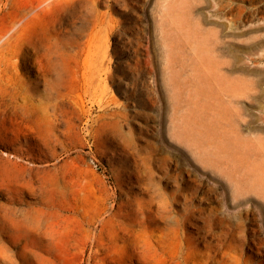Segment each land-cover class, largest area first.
Wrapping results in <instances>:
<instances>
[{"label": "rangeland", "instance_id": "1", "mask_svg": "<svg viewBox=\"0 0 264 264\" xmlns=\"http://www.w3.org/2000/svg\"><path fill=\"white\" fill-rule=\"evenodd\" d=\"M0 210V264H264V0H0Z\"/></svg>", "mask_w": 264, "mask_h": 264}, {"label": "bare ground", "instance_id": "2", "mask_svg": "<svg viewBox=\"0 0 264 264\" xmlns=\"http://www.w3.org/2000/svg\"><path fill=\"white\" fill-rule=\"evenodd\" d=\"M48 1V0H47ZM51 1V4H54V3H56V2H58V1H60V0H50ZM78 1H80V0H78ZM39 2V1H38ZM77 3H79V2H77ZM37 4V3H36ZM76 5H78V4H76ZM68 9V8H67ZM45 10V9H44ZM64 11V10H63ZM66 11V10H65ZM71 11H72V9H71ZM41 12V11H40ZM67 12V11H66ZM77 12V11H76ZM68 13H69V11H68ZM61 14V13H60ZM63 14V13H62ZM73 14H75V13H73ZM24 15H25V13L23 14V9H19V12H18V19H19V22H18V27H17V30H16V46H17V48H18V61H19V63L21 64V65H26V57H25V55H24V53H23V50H24V47H25V45H26V41L27 40H31L30 39V37H34V32H36L35 33V37H38V34H39V31H38V28H37V25H35L33 22H32V19L33 18H30V21L29 20H27V19H25L24 18ZM65 15H67L66 13H65ZM69 15V14H68ZM75 16H76V14H75ZM64 17H66V16H64ZM72 17V16H71ZM163 17V16H162ZM69 18V17H68ZM74 18V17H73ZM59 20V19H58ZM63 22L65 21V20H62ZM66 21H67V19H66ZM65 21V22H66ZM62 22V23H63ZM65 24V23H64ZM66 24H67V22H66ZM57 25H59V21H58V24ZM62 25V24H61ZM50 27V26H49ZM60 27V26H59ZM124 27V26H123ZM122 27V28H123ZM126 27V26H125ZM61 28V27H60ZM63 28V27H62ZM125 29V28H124ZM123 30V29H122ZM128 30V29H127ZM54 31H55V29H54ZM127 32V31H126ZM42 50L40 51V50H38V48L37 47H35L34 46V49L40 54V56H41V58L44 60V66L41 68V70H40V72L42 73V75L43 76H46V75H53V76H55L58 80H59V84H57L58 86L60 85V86H62V83L64 82V81H68V80H71V79H75V78H77V77H79L80 76V71H79V68L77 67H75V65H73L72 64V62L74 63V61L72 60V56L71 55H67V53H65V51H64V48H62V46H59V44L58 43H56V41H51L50 42V44L48 45V46H44L43 47V45H41V46H39ZM29 48H31V47H29ZM125 51V50H124ZM68 56V57H67ZM114 70V69H113ZM51 88V87H50ZM20 106H21V104H19ZM23 106V105H22ZM19 109V108H18ZM23 109H21V111H22ZM20 111V112H21ZM22 113V112H21ZM35 114V113H34ZM47 114V113H46ZM24 116V115H23ZM41 116V115H40ZM21 117V116H20ZM27 118V117H26ZM28 118H30V117H28ZM33 119H34V117H33ZM28 120V119H27ZM29 121L31 122V121H33V120H30L29 119ZM31 127V126H30ZM34 133V132H33ZM54 135V134H53ZM54 137V136H53ZM55 140H56V138H55ZM55 140H54V142H55ZM51 142H53V141H51ZM55 144V143H54ZM42 150H43V148H42ZM46 151V150H45ZM42 152V151H41ZM4 153V152H3ZM8 153V152H7ZM50 153V152H49ZM48 153V154H49ZM9 154V153H8ZM43 170H45V169H43ZM29 209V208H28ZM31 209V208H30ZM41 209V208H40ZM55 209V208H54ZM7 210V209H6ZM47 210H49V209H47ZM1 211V210H0ZM25 211V210H24ZM31 211H34V209L33 210H31ZM31 211H30V213H31ZM40 211V210H39ZM41 211H42V209H41ZM41 211H40V213H41ZM45 212H46V210H44ZM50 211V210H49ZM8 212H10V211H8ZM35 212V211H34ZM37 212V211H36ZM6 213H7V211H6ZM24 213V212H23ZM29 213V214H30ZM39 213V212H38ZM39 213V214H40ZM114 213V212H113ZM9 214V213H8ZM28 214V213H27ZM28 214V215H29ZM31 214H33V213H31ZM59 214V213H58ZM11 215V214H10ZM43 215H45V214H43ZM12 216H13V214H12ZM34 217V219H36L37 220V218H35L36 216H37V214H34L33 215ZM42 216V215H41ZM59 216V215H58ZM61 216V215H60ZM14 217V216H13ZM16 217V216H15ZM24 218L23 219H25V216H23ZM40 217V216H39ZM43 217L44 216H42L41 218H42V221H43ZM8 218V217H7ZM18 218V217H17ZM20 218H21V216H20ZM50 218V217H49ZM48 218V219H49ZM52 218V217H51ZM10 219H11V217H10ZM57 219V218H56ZM8 220H9V218H8ZM29 220V219H28ZM51 220V219H50ZM53 220V219H52ZM55 220V219H54ZM14 221V220H13ZM20 221V220H19ZM24 221V220H23ZM27 221V220H26ZM31 221V220H30ZM37 221H39V220H37ZM37 221H34V222H37ZM58 221V220H57ZM56 221V222H57ZM100 222L102 221V220H99ZM117 221V220H116ZM48 222V221H47ZM98 222V221H97ZM106 222H108V221H106ZM109 222H111L110 220H109ZM113 222H114V220H113ZM113 222H111V224H113ZM6 223V222H5ZM31 223H33V222H31ZM30 223V224H31ZM49 223V222H48ZM47 223V224H48ZM88 223V222H87ZM116 223V222H115ZM24 224H26V223H24ZM38 224V222L36 223V225ZM46 224V223H45ZM46 224V225H47ZM111 224H109L108 223V226L110 225L111 226ZM3 225V224H2ZM2 225H1V227H2ZM53 225V224H52ZM97 225V224H96ZM102 225V224H101ZM105 225V224H104ZM121 225V224H120ZM56 226H57V224H56ZM85 226V225H84ZM106 226H107V223H106ZM109 226V227H110ZM123 226H124V224H123ZM18 227H19V231L21 230V229H23L22 228V225L21 224H18ZM34 227V226H33ZM44 227V226H43ZM42 227V228H43ZM46 227V226H45ZM88 227V226H87ZM126 227V226H125ZM50 228V227H49ZM49 228H47V230L49 229ZM81 228V227H80ZM92 228V227H91ZM105 228V227H104ZM117 228V227H116ZM115 228V229H116ZM128 228V227H127ZM36 228H34V230H35ZM84 229H85V227H84ZM114 229V230H115ZM123 229V228H122ZM42 230H44V228L42 229ZM46 230V229H45ZM46 230V231H47ZM81 230V229H80ZM82 230H83V228H82ZM92 230V229H91ZM111 230V229H110ZM121 230V229H120ZM119 230V231H120ZM125 230H126V228H125ZM36 231V230H35ZM50 231V230H49ZM48 231V232H49ZM61 231V230H60ZM100 231H101V229H100ZM100 231L98 230V233H100ZM106 231V230H105ZM112 231H113V228H112ZM117 231V230H116ZM129 231H131V230H129ZM26 232V231H25ZM37 232V231H36ZM35 232V233H36ZM51 232V231H50ZM49 232V233H50ZM82 232V231H81ZM40 233V232H39ZM102 233V232H101ZM104 233V232H103ZM106 233V232H105ZM107 233H111V232H107ZM107 233H106V235H107ZM117 233V232H116ZM122 233V232H121ZM124 233V232H123ZM126 233V232H125ZM38 234V233H37ZM43 234V233H42ZM55 234H57V233H55ZM114 234V233H113ZM113 234H112V236H113ZM120 234V233H119ZM131 234V233H130ZM24 235V234H23ZM25 236V235H24ZM102 236V235H101ZM101 236H100V238H101ZM111 236V235H110ZM110 236H108V237H110ZM138 236V238L140 239V237H141V235H140V237H139V235H137ZM136 236V237H137ZM40 237H42V236H40ZM88 237H89V239H90V241H91V246L92 247H97V248H100V246H101V242H100V238H99V234H97V232L94 230L92 233H88ZM128 237H129V235H128ZM132 237V236H131ZM135 237V236H134ZM83 238V237H82ZM104 239L103 240H105V237H103ZM113 238H115V237H113ZM138 238L137 239H134V241L135 240H138ZM1 239V238H0ZM45 239V238H44ZM131 239V238H130ZM142 239V238H141ZM34 240V239H33ZM83 240V239H82ZM88 240V239H87ZM109 240V239H108ZM124 240H126V239H124ZM132 240V239H131ZM130 240V241H131ZM106 241V240H105ZM114 241V240H113ZM133 241V242H134ZM140 241V240H139ZM5 242V241H4ZM84 242H85V240H84ZM83 242V243H84ZM124 242V241H123ZM128 242V241H127ZM126 242V243H127ZM132 242V241H131ZM144 241H142V244H145V243H143ZM6 243V242H5ZM26 243V242H25ZM31 243V242H30ZM86 243V242H85ZM135 243V245H137V243L136 242H134ZM1 244H3L2 243V241H1ZM108 244V243H107ZM119 244V243H118ZM121 244V243H120ZM125 244V243H124ZM127 244H129V243H127ZM139 244V243H138ZM30 245V244H29ZM84 245V244H83ZM105 245V244H104ZM110 245V244H109ZM111 245H113V243L111 244ZM123 245V244H122ZM134 245V244H133ZM140 245V244H139ZM4 246V245H3ZM7 246V245H6ZM114 246V245H113ZM120 246V245H119ZM126 246V245H125ZM146 246V245H145ZM25 247H27V245L25 246ZM30 247V246H29ZM34 247V246H33ZM84 247V246H83ZM112 247V246H111ZM110 247V248H111ZM116 247H117V245H116ZM124 247V246H123ZM140 247V246H139ZM148 247H150V245L148 246ZM2 248H4V247H2ZM102 249H103V247H101ZM108 248V247H107ZM138 248V247H137ZM141 249H142V247H140ZM51 249V248H50ZM104 249H106V248H104ZM109 249V248H108ZM114 249V248H113ZM123 249H125V248H122L121 250H123ZM134 249V248H133ZM136 249V248H135ZM140 249V250H141ZM2 250V249H1ZM95 250V249H94ZM110 250V249H109ZM126 250V249H125ZM132 250V249H131ZM138 250V249H137ZM148 250V249H147ZM31 251V250H30ZM80 251H81V249H80ZM90 251V250H89ZM120 251V250H119ZM133 251V250H132ZM41 252V251H40ZM108 252H110V251H108ZM108 252H106V253H108ZM123 252H124V250H123ZM140 252V251H139ZM144 252V251H143ZM0 253H1V251H0ZM25 253V252H24ZM120 253V252H119ZM127 253H129L128 251H127ZM141 253V252H140ZM125 254H126V252H125ZM130 254V253H129ZM143 254V253H142ZM135 255V254H134ZM39 256V255H38ZM103 256H105V255H103ZM102 256V257H103ZM120 257V256H119ZM125 256H123V258H124ZM127 258V257H126ZM110 259V258H109ZM128 259V258H127ZM42 260V259H41ZM139 260H140V258H139ZM44 261V260H43ZM94 261H97V260H94ZM113 261V260H112ZM117 261V260H116ZM120 261V260H119ZM107 262V261H106ZM124 262V261H123ZM109 263V262H108ZM129 263V262H128ZM145 263V262H144ZM94 264H96V263H94ZM126 264V263H125Z\"/></svg>", "mask_w": 264, "mask_h": 264}]
</instances>
